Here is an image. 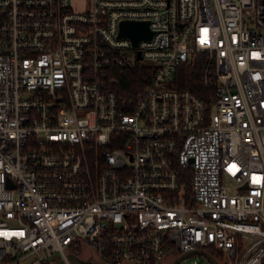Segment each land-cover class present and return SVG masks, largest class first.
<instances>
[{
  "label": "built area",
  "instance_id": "obj_1",
  "mask_svg": "<svg viewBox=\"0 0 264 264\" xmlns=\"http://www.w3.org/2000/svg\"><path fill=\"white\" fill-rule=\"evenodd\" d=\"M205 248L263 264L264 0H0V264Z\"/></svg>",
  "mask_w": 264,
  "mask_h": 264
},
{
  "label": "trees",
  "instance_id": "obj_2",
  "mask_svg": "<svg viewBox=\"0 0 264 264\" xmlns=\"http://www.w3.org/2000/svg\"><path fill=\"white\" fill-rule=\"evenodd\" d=\"M143 76V68L130 70L122 81V91L120 93L122 95H126L128 92H135L136 90L140 89L144 85ZM177 83L179 88L188 89L203 97L205 96V92L199 86L197 67H190L187 65L180 66L177 72ZM73 250L74 248L70 247L69 251L74 252ZM205 250L208 251L219 264H223L221 254L209 248H205Z\"/></svg>",
  "mask_w": 264,
  "mask_h": 264
},
{
  "label": "water",
  "instance_id": "obj_3",
  "mask_svg": "<svg viewBox=\"0 0 264 264\" xmlns=\"http://www.w3.org/2000/svg\"><path fill=\"white\" fill-rule=\"evenodd\" d=\"M152 33L148 28L147 22H122L119 26V37H127L131 40L132 44L136 46L140 40L149 39ZM139 57V55H138ZM191 255H200L204 257L210 264H219L217 260L204 249H194L185 253H182L176 257L170 264H179L183 259ZM91 264L85 259L80 258L74 253H68L66 255V261L59 259L54 264Z\"/></svg>",
  "mask_w": 264,
  "mask_h": 264
},
{
  "label": "rangeland",
  "instance_id": "obj_4",
  "mask_svg": "<svg viewBox=\"0 0 264 264\" xmlns=\"http://www.w3.org/2000/svg\"><path fill=\"white\" fill-rule=\"evenodd\" d=\"M82 252L81 254L83 255H89L92 253L90 249H81ZM83 255H80L81 258L85 259ZM58 256L54 255L52 259L48 260V262H55L57 261ZM87 262H90L91 264H98L96 261L90 260V259H85ZM179 264H210L204 257L200 255H191L183 259ZM263 264H264V259H263Z\"/></svg>",
  "mask_w": 264,
  "mask_h": 264
},
{
  "label": "flooded vegetation",
  "instance_id": "obj_5",
  "mask_svg": "<svg viewBox=\"0 0 264 264\" xmlns=\"http://www.w3.org/2000/svg\"><path fill=\"white\" fill-rule=\"evenodd\" d=\"M79 256V255H78ZM80 257V256H79ZM81 258V257H80ZM83 259V258H82ZM166 263H168V264H170L171 263V261L170 262H168V261H166Z\"/></svg>",
  "mask_w": 264,
  "mask_h": 264
}]
</instances>
